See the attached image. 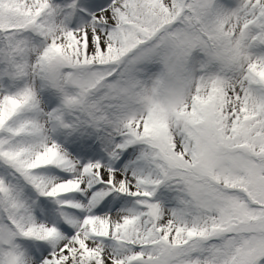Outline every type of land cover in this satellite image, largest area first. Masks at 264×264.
Segmentation results:
<instances>
[{"label": "snow or ice", "instance_id": "1", "mask_svg": "<svg viewBox=\"0 0 264 264\" xmlns=\"http://www.w3.org/2000/svg\"><path fill=\"white\" fill-rule=\"evenodd\" d=\"M0 161V264H264V0H0Z\"/></svg>", "mask_w": 264, "mask_h": 264}, {"label": "rangeland", "instance_id": "2", "mask_svg": "<svg viewBox=\"0 0 264 264\" xmlns=\"http://www.w3.org/2000/svg\"><path fill=\"white\" fill-rule=\"evenodd\" d=\"M57 142L63 143V140L58 139ZM68 151H71V150L68 149ZM77 159H79V157H77ZM6 167H9V166H7L3 161H0V176H4V169ZM56 174L57 175L59 174V170H56ZM8 177H11L10 179L6 177L8 187L11 189L13 193H15L18 197L21 198L22 202L30 203L32 200L36 198L35 190L31 187V185H28L26 181H24L23 177H20L19 179H17L15 176H13L11 172L8 173ZM69 195H73L77 198H79L80 196L79 193L69 194ZM40 199L49 200V202L52 204L54 208L58 210V212L64 210L63 205L56 203V201L53 198L40 197ZM0 202H2V197H0ZM96 207H99V204Z\"/></svg>", "mask_w": 264, "mask_h": 264}]
</instances>
